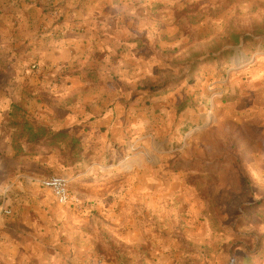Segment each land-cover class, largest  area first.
<instances>
[{
  "label": "rangeland",
  "instance_id": "1",
  "mask_svg": "<svg viewBox=\"0 0 264 264\" xmlns=\"http://www.w3.org/2000/svg\"><path fill=\"white\" fill-rule=\"evenodd\" d=\"M11 2L0 0V247L10 229L24 245L57 243L71 228L66 240L85 245L68 218L84 214L91 263L264 264V0H68L86 39L116 42L98 61L102 82L120 86L107 102L122 115L137 172L120 177L110 211L60 207L44 192L41 181L57 175L72 194L88 193L66 176L63 144L38 152L12 143L10 105L33 125L53 101L32 91L33 46L23 53L20 41H2ZM58 6L43 12L52 26L64 18ZM44 156L52 164L39 171Z\"/></svg>",
  "mask_w": 264,
  "mask_h": 264
},
{
  "label": "crops",
  "instance_id": "2",
  "mask_svg": "<svg viewBox=\"0 0 264 264\" xmlns=\"http://www.w3.org/2000/svg\"><path fill=\"white\" fill-rule=\"evenodd\" d=\"M16 1L19 2L17 9L12 8ZM21 1L12 0L9 6L7 5L8 9H3L2 41H20L24 48L23 53L27 49L26 43L33 46L30 55L37 60L35 72L40 74V80H31L32 91L39 92L53 101L49 107L51 112L44 113L46 115L43 114L35 126H42L52 133L64 132L70 140L78 142L79 149L76 152L79 153L80 160L69 166L64 165L66 176L71 175L70 179L76 180L81 186L89 185L84 188L88 192L84 195L72 194L68 185L69 195L74 202L64 207L81 208L87 203L84 210L105 206L104 208L110 211L116 206V192L118 185L123 181L120 177L137 172L134 166L135 155L132 153L136 148H133L132 141L127 139L128 141L124 142L123 138H120L122 115L118 108H110L115 97L121 92L120 86L116 87L113 82L107 87L108 83L102 82L104 70L101 62L104 60L98 61L102 48L116 42L86 39L88 33L83 31L85 25L79 20V14H69L73 7L68 0L65 4L61 2L63 0H34L38 7L32 3L25 5L20 3ZM53 6H58L59 13H63L64 18L61 23L52 26V18L43 12ZM13 12L18 13L20 17L15 18L14 14L10 16L9 13ZM10 17L16 22L9 20ZM14 24L17 25L16 29L13 28ZM108 98L113 103L107 102ZM63 146L67 149L66 145ZM57 148H61V144ZM57 148L50 150L52 152ZM42 149L44 148L41 147L40 150ZM117 158L118 162L114 164ZM85 161L89 163L85 165ZM106 162H109V165ZM51 164L44 156L36 167L42 171L48 169ZM112 174H117L119 179H111ZM43 190L54 200L49 190ZM4 210L7 211L8 206ZM83 216L84 214L68 215L70 221L77 226L74 230L79 239L82 242L87 239L85 245L80 246L71 244L74 240L72 238L71 241L66 240L67 236H71V228H64L66 232L63 236L56 237L59 239L57 243L47 244L44 238L33 237L24 245L14 242L15 238L21 237L20 233L14 235L15 230H3L0 264H106L90 261V234L88 229L83 230ZM48 217L50 222L59 221L58 215L51 213ZM36 239L39 241H35ZM40 241L43 244H40Z\"/></svg>",
  "mask_w": 264,
  "mask_h": 264
},
{
  "label": "trees",
  "instance_id": "3",
  "mask_svg": "<svg viewBox=\"0 0 264 264\" xmlns=\"http://www.w3.org/2000/svg\"><path fill=\"white\" fill-rule=\"evenodd\" d=\"M209 62V61H208ZM147 92L153 93V91L146 90ZM20 113V109L15 104H11L8 111V116L11 119L9 128L13 131L12 143L14 140L19 139L24 145L28 146L33 151H39L40 148L53 149L57 148L60 144H65L67 147V162L66 164L72 165L80 160L79 153L76 150L79 149V144L76 141L70 140L64 132L52 133L42 126L31 125L24 118L18 122L15 120L17 115ZM15 120V121H14ZM16 153L20 152L21 146H14ZM31 153L29 149H22V156H26Z\"/></svg>",
  "mask_w": 264,
  "mask_h": 264
},
{
  "label": "built area",
  "instance_id": "4",
  "mask_svg": "<svg viewBox=\"0 0 264 264\" xmlns=\"http://www.w3.org/2000/svg\"><path fill=\"white\" fill-rule=\"evenodd\" d=\"M31 70H36V67L31 66ZM68 184L66 179L59 176H50L41 181V186L51 192L56 204L60 206H67L74 202L69 195ZM5 214H9V211H5Z\"/></svg>",
  "mask_w": 264,
  "mask_h": 264
}]
</instances>
